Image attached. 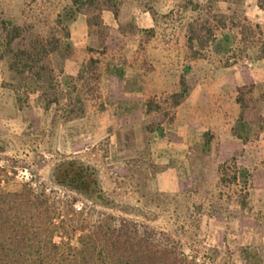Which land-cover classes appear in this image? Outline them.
Segmentation results:
<instances>
[{
  "label": "rangeland",
  "instance_id": "1",
  "mask_svg": "<svg viewBox=\"0 0 264 264\" xmlns=\"http://www.w3.org/2000/svg\"><path fill=\"white\" fill-rule=\"evenodd\" d=\"M92 1L93 5L80 15L85 16L86 21L88 18H98L100 25L88 27L87 22L84 25L88 41L99 46L109 33L102 13L109 11L113 15L112 4L107 0ZM114 2L117 16H113L118 25L116 33L121 39L127 32L135 31L136 13L146 12L153 28L141 37V41L151 39L169 46L181 41L189 57H202L209 53L224 65L244 64L260 58L264 14L257 7L256 0H241L236 4L217 1L212 6L206 0ZM195 4L199 5L198 8H194ZM69 5L70 0H0V92H3L0 96V169L6 172L1 184L3 189L15 191L23 184H29L34 189H44L48 195L64 203L74 202L76 209H87L90 205H84L82 198H69L71 194L52 182L53 167L61 161L75 159L96 170L101 188L111 200L107 207L98 206V211L132 219L166 232L178 240L183 252L198 264H244L242 252L245 249L257 252L264 263V139L258 144L256 165L246 169L248 179L245 186L239 179L232 180L234 167L242 168L235 159H229L217 167V175L205 176V185L176 187L175 190L173 187H168L171 190H164L165 187H103L95 166L79 158V154L67 155L53 148L50 144V116L56 115L58 104L68 105L70 99L75 100L74 97L50 94L54 88L50 86V78L54 84L58 74V70L54 72L52 66L57 68L58 58L62 57L51 54L42 59L36 66L39 80L35 74L14 72L9 69L11 53L3 52L1 22L10 20L23 29L22 36L14 40L11 49L28 50L37 40L52 36L62 38L56 18ZM189 25L202 31L201 35H207V31L200 28L209 27L216 38L215 43L200 49L195 41L193 48L188 49L186 36ZM68 52L70 55L71 48ZM90 67L87 64V68ZM29 85H35V91L30 92ZM171 95L146 99L153 101L148 113L153 115L151 125L157 132L162 131L159 123H168L172 118L175 106ZM80 99L86 102L91 97L82 96ZM51 100V104L58 102L51 105ZM13 101L15 109H12ZM30 102L32 105L28 108ZM24 111L26 120L23 119ZM75 113L78 115L81 112ZM90 149V146H84L82 150L88 153ZM222 165H225L227 174L224 181L220 180ZM78 233L70 237L72 245L76 244ZM55 241H59V238L56 237Z\"/></svg>",
  "mask_w": 264,
  "mask_h": 264
},
{
  "label": "crops",
  "instance_id": "2",
  "mask_svg": "<svg viewBox=\"0 0 264 264\" xmlns=\"http://www.w3.org/2000/svg\"><path fill=\"white\" fill-rule=\"evenodd\" d=\"M136 16L135 31L121 39L114 16L104 11L109 33L99 46L88 41L85 16L70 25L71 53L52 66L58 74L50 94L75 100L50 116L53 148L95 166L103 187L175 190L205 185V176L217 175L229 159L253 168L264 139V59L224 65L209 53L189 57L181 41H141L153 24L146 12ZM90 57L95 63L87 68ZM181 76L187 92L158 133L146 99L178 92ZM69 111L81 113L67 117Z\"/></svg>",
  "mask_w": 264,
  "mask_h": 264
},
{
  "label": "trees",
  "instance_id": "3",
  "mask_svg": "<svg viewBox=\"0 0 264 264\" xmlns=\"http://www.w3.org/2000/svg\"><path fill=\"white\" fill-rule=\"evenodd\" d=\"M206 1L210 6L217 1L233 4L241 2ZM92 2L70 0V5L56 18V25L60 28L64 41L60 37L52 36L37 40L28 50L11 49L14 40L22 36L23 29L12 24L10 20L2 21L3 52L11 53L12 56L9 69L18 74H35L39 80V69L36 66L42 59L51 54H59L62 58L69 55V27L78 14L93 5ZM107 2L112 4V12L116 17V3L114 0ZM256 5L264 14V0H256ZM198 6L195 4L194 8ZM86 22L88 27L101 24L97 17L88 18ZM200 29L207 31V35H201L202 31L196 30L192 25L188 26V49L193 48L195 41L200 49L209 43H215L216 38L209 27L202 26ZM259 53L260 58H264V33L259 44ZM93 63L95 60L90 57L89 67ZM50 86H54L52 78ZM179 87V91L171 95L174 106L187 92L183 76L180 77ZM35 88V85L28 87L30 92L35 91ZM51 102L52 100L50 104ZM146 106L150 111L153 101H146ZM69 113L77 115L75 111L67 114ZM224 168L225 165L220 167L221 181L227 175ZM234 170L232 180L239 179L245 186L247 171L236 167ZM5 177L6 172L0 169V264H198L193 257L183 252L180 242L166 232L132 219L98 211V206L107 207L111 200L102 190L96 170L78 160L68 159L56 164L51 177L58 188L71 194L69 198L79 196L85 202L84 205L89 204L87 209H76L74 202L64 203L57 197L48 195L44 189H34L29 184H23L15 191L4 190L1 184ZM76 232H79L76 244L72 245L70 237ZM56 237L59 238L57 242ZM242 254L244 264H264L254 250L245 249Z\"/></svg>",
  "mask_w": 264,
  "mask_h": 264
}]
</instances>
